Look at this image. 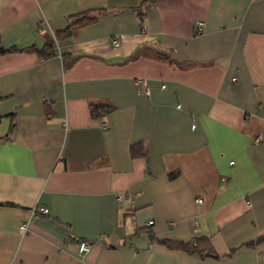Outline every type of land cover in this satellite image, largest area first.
<instances>
[{"label":"crops","instance_id":"1","mask_svg":"<svg viewBox=\"0 0 264 264\" xmlns=\"http://www.w3.org/2000/svg\"><path fill=\"white\" fill-rule=\"evenodd\" d=\"M0 137V264H264V0H0Z\"/></svg>","mask_w":264,"mask_h":264},{"label":"trees","instance_id":"2","mask_svg":"<svg viewBox=\"0 0 264 264\" xmlns=\"http://www.w3.org/2000/svg\"><path fill=\"white\" fill-rule=\"evenodd\" d=\"M156 0H141V3H146V2H154ZM102 14V10H89V11H85V12H81V13H77L75 15H70L69 17H67V25L66 27L55 33L53 35V37H48L45 36V42H44V46L42 47V49L39 50V54L42 58H50L52 56H54L56 54L55 51V43L58 41V38L60 35H67L68 33H70L73 29L75 28H79L81 26L87 25L91 22H94L99 15ZM13 48H10L8 50H12ZM144 49V48H143ZM146 49V47H145ZM142 49L139 50V52L136 54H140L142 53ZM155 56L158 59L167 61L169 63L173 62V57L172 54L163 50H156L155 52ZM98 106L97 105H93L92 106V113L93 115H97V113L95 111H97ZM12 126V125H11ZM136 145H133L131 147V155L132 156H137L139 153L136 152ZM259 239H263L264 240V235L261 236ZM166 244H169L171 246H176L179 247L185 251H189L191 253H195L198 252V239H193L191 241L188 242H182V241H172V242H168V241H162Z\"/></svg>","mask_w":264,"mask_h":264},{"label":"built area","instance_id":"3","mask_svg":"<svg viewBox=\"0 0 264 264\" xmlns=\"http://www.w3.org/2000/svg\"><path fill=\"white\" fill-rule=\"evenodd\" d=\"M203 26H204V23L202 22V21H197L196 23H195V30H196V32H200L202 29H203ZM117 43H118V41H117V39H114L113 40V44H115V45H117ZM136 83L140 86V87H142L143 88V90L145 91V93H148V84H147V82H146V80L145 79H137V81H136ZM10 136H8V138H9ZM0 139H1V137H0ZM120 197H118V199H119ZM200 201V200H199ZM47 212H48V209H47V207H45V206H35L32 210H31V213H33V214H47ZM152 224V221H149L148 223H147V226H150ZM21 229H22V231L23 232H25L26 230H27V226H26V224L24 223V224H22L21 225ZM90 243L89 242H87V241H80L79 243H78V246H77V249H78V252L80 253V254H83V253H85V252H87L89 249H90Z\"/></svg>","mask_w":264,"mask_h":264}]
</instances>
